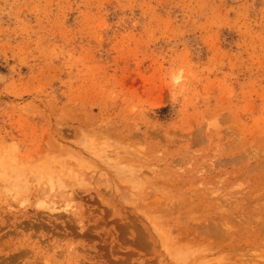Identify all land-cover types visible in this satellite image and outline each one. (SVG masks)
<instances>
[{
    "label": "rangeland",
    "instance_id": "rangeland-1",
    "mask_svg": "<svg viewBox=\"0 0 264 264\" xmlns=\"http://www.w3.org/2000/svg\"><path fill=\"white\" fill-rule=\"evenodd\" d=\"M0 264H264V0H0Z\"/></svg>",
    "mask_w": 264,
    "mask_h": 264
}]
</instances>
